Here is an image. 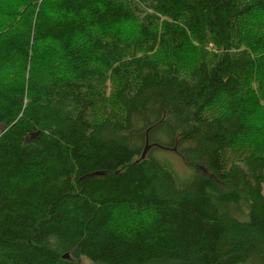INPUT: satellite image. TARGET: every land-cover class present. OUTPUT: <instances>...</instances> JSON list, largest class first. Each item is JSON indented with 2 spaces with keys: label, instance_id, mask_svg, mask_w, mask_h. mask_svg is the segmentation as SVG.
<instances>
[{
  "label": "trees",
  "instance_id": "1",
  "mask_svg": "<svg viewBox=\"0 0 264 264\" xmlns=\"http://www.w3.org/2000/svg\"><path fill=\"white\" fill-rule=\"evenodd\" d=\"M0 129V264H264V0H0Z\"/></svg>",
  "mask_w": 264,
  "mask_h": 264
},
{
  "label": "rangeland",
  "instance_id": "2",
  "mask_svg": "<svg viewBox=\"0 0 264 264\" xmlns=\"http://www.w3.org/2000/svg\"><path fill=\"white\" fill-rule=\"evenodd\" d=\"M1 130V129H0ZM167 156L168 157H172L173 159H176L177 157L176 156H174V155H171V154H167ZM175 157V158H174ZM176 165H177V167H178V169L181 171V172H186L188 169H187V167L184 165V164H182V162H176ZM185 169H186V171H185Z\"/></svg>",
  "mask_w": 264,
  "mask_h": 264
},
{
  "label": "water",
  "instance_id": "3",
  "mask_svg": "<svg viewBox=\"0 0 264 264\" xmlns=\"http://www.w3.org/2000/svg\"><path fill=\"white\" fill-rule=\"evenodd\" d=\"M147 149H148V146H146V147L144 148L143 153H142V157L145 155Z\"/></svg>",
  "mask_w": 264,
  "mask_h": 264
}]
</instances>
